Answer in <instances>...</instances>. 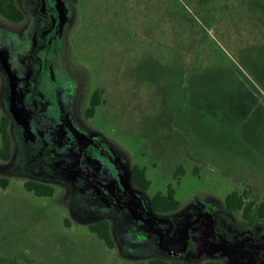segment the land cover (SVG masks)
I'll return each instance as SVG.
<instances>
[{"label": "rangeland", "instance_id": "374dc122", "mask_svg": "<svg viewBox=\"0 0 264 264\" xmlns=\"http://www.w3.org/2000/svg\"><path fill=\"white\" fill-rule=\"evenodd\" d=\"M0 16V264H264V0H18ZM96 89L104 104L85 111ZM1 148V136H0ZM147 169L148 193L131 183ZM183 166L185 175L175 177ZM56 187L38 198L24 183ZM172 185L182 209L152 213ZM108 219L116 248L88 226Z\"/></svg>", "mask_w": 264, "mask_h": 264}, {"label": "trees", "instance_id": "16d2710c", "mask_svg": "<svg viewBox=\"0 0 264 264\" xmlns=\"http://www.w3.org/2000/svg\"><path fill=\"white\" fill-rule=\"evenodd\" d=\"M80 0H68L70 5H77ZM0 16L11 24H20L25 20V12L18 0H0ZM103 89H96L92 94L89 106L85 111L86 119L95 117L97 110L104 104ZM10 118L2 114L0 120L1 148L0 159L9 162L14 153V140L11 132ZM185 175L183 166L177 168L175 177ZM132 186L141 192L148 193L152 187L147 169L141 166H134L131 169ZM25 189L33 193L38 198H52L57 189L52 184L37 180H27L24 183ZM249 192L233 191L225 200L226 208L234 213H241L249 228H253L256 223L264 222V199L248 200ZM150 208L153 214L159 216H169L182 209V202L176 197V190L172 185L168 186L166 192H157L149 199ZM91 234L98 237L109 250L116 248V240L113 235L111 221L104 219L88 226ZM175 258H151L148 261H140L137 264H176ZM204 264H222L218 260H207Z\"/></svg>", "mask_w": 264, "mask_h": 264}]
</instances>
